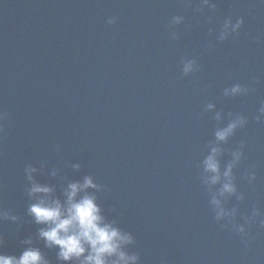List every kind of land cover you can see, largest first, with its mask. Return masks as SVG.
Returning a JSON list of instances; mask_svg holds the SVG:
<instances>
[{
  "label": "water",
  "instance_id": "water-1",
  "mask_svg": "<svg viewBox=\"0 0 264 264\" xmlns=\"http://www.w3.org/2000/svg\"><path fill=\"white\" fill-rule=\"evenodd\" d=\"M193 59L197 70L183 75L182 62ZM235 83L248 92L225 96ZM261 101L259 0H0V209L17 217L0 218V253L39 247L49 264H75L57 260L58 247H45L43 225L27 212L41 195L26 191L32 164L35 181L61 201L68 183L92 177L99 188L86 191L105 221L133 237L123 250L139 259L129 264H264ZM237 114L244 127L216 141ZM241 143L236 192L221 196ZM212 146L221 150L216 184L203 169ZM213 196L232 214L217 220Z\"/></svg>",
  "mask_w": 264,
  "mask_h": 264
},
{
  "label": "clouds",
  "instance_id": "clouds-1",
  "mask_svg": "<svg viewBox=\"0 0 264 264\" xmlns=\"http://www.w3.org/2000/svg\"><path fill=\"white\" fill-rule=\"evenodd\" d=\"M207 3V0H204ZM264 4V0H259ZM181 16L172 17L174 23H179ZM115 17H109L107 24L115 23ZM243 23V19L236 18V23L231 24V20L224 22L225 31H221L219 39L227 38V29L231 24L232 32H236ZM175 39V34H172ZM196 61L186 60L182 62V74L188 75L196 71ZM248 87L235 83L230 89H224V95L238 96L248 92ZM211 109L213 105L209 103L206 106ZM259 115L255 119L264 123V101H261ZM4 113H0V119H3ZM219 119V113H217ZM247 123L245 116L237 114L236 117L230 120L223 128L215 131L216 141H226L227 138L234 134L235 130L244 127ZM243 143L240 148L232 151L231 159L226 163L223 177L224 183L219 189V194L223 196L225 193L233 194L236 192V185L233 183V168L238 164L243 156ZM221 150L219 147L212 146L210 153L203 160V169L205 173L212 175L206 176V182L216 184L221 179L220 164L217 156ZM79 167V165H73ZM37 169L32 164H27L24 167V173L27 180L30 182L26 191L29 196L41 194L36 197L35 202L30 203L27 208L28 214L33 218V222L37 225H43L38 229V237L44 241L45 247H58L56 258L59 261H73L75 264H129V261L136 262L139 257L137 254H128L123 250L125 245L133 242V237L130 233L122 231L114 227L112 222H106L101 215V208L96 203L94 194L88 193L86 189L99 188V185L93 182L91 176H84L82 181L70 182L64 191V200L59 198H50L49 193L52 188L46 184H40L35 181L33 173ZM55 175V172H52ZM247 180L252 183L255 179V172L249 171L246 173ZM83 193L82 195H80ZM238 199H243V194H240ZM211 203L216 206L218 211L215 218L219 220L222 215H231L225 213L223 208H220V201L215 196L212 197ZM235 209H233V212ZM254 216H261V213L253 207ZM0 218L16 220V216H10L7 210L0 209ZM261 227H264V218L259 220ZM235 231L240 234H245L244 225L235 226ZM24 244L31 245L30 239H24ZM2 244V238H0ZM115 257L114 259H109ZM0 264H49L48 259L39 247H25L20 254L8 255L0 253Z\"/></svg>",
  "mask_w": 264,
  "mask_h": 264
}]
</instances>
